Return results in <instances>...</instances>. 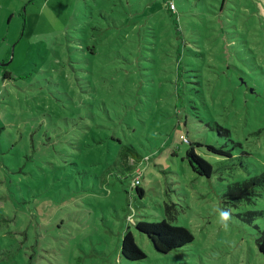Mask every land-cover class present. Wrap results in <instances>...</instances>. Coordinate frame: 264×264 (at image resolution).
<instances>
[{
	"label": "rangeland",
	"instance_id": "1",
	"mask_svg": "<svg viewBox=\"0 0 264 264\" xmlns=\"http://www.w3.org/2000/svg\"><path fill=\"white\" fill-rule=\"evenodd\" d=\"M170 1L0 10V264H264L220 205L232 174L204 126L264 164V0ZM162 219L194 241L158 255L134 226ZM127 230L144 261L120 256Z\"/></svg>",
	"mask_w": 264,
	"mask_h": 264
},
{
	"label": "trees",
	"instance_id": "2",
	"mask_svg": "<svg viewBox=\"0 0 264 264\" xmlns=\"http://www.w3.org/2000/svg\"><path fill=\"white\" fill-rule=\"evenodd\" d=\"M165 4H168L169 11L173 13L171 8V5L174 6L173 2L165 0ZM159 22L156 20V23ZM93 52L95 53L94 50ZM185 118L186 116L180 121H185ZM204 126L207 132L212 133L219 139V143L221 142L220 146L206 145V151L223 158V163L228 164L230 171L228 175L232 174L219 196L220 205L226 216L241 225H246L253 232L255 248L264 258V164L260 166L255 158L257 155L247 152L240 142L235 141L230 130L210 121L204 123ZM201 147L203 144L200 142H190L185 157L195 174L210 178L213 174L211 163L196 152V149ZM220 179L226 180L223 175ZM136 181H139V175L137 176L135 171L131 188L142 197L143 190L139 187L140 182L135 184ZM166 210L169 214V208ZM134 228L138 233L146 236L153 250L162 256L178 252L194 241L190 230L173 225L165 219L157 222L138 221ZM120 256L129 262H141L146 259V254L136 244L129 230L121 238Z\"/></svg>",
	"mask_w": 264,
	"mask_h": 264
},
{
	"label": "crops",
	"instance_id": "3",
	"mask_svg": "<svg viewBox=\"0 0 264 264\" xmlns=\"http://www.w3.org/2000/svg\"><path fill=\"white\" fill-rule=\"evenodd\" d=\"M33 0H0V10L8 11V17L12 18L16 10H21L22 6L28 7ZM22 15V13L20 14Z\"/></svg>",
	"mask_w": 264,
	"mask_h": 264
},
{
	"label": "built area",
	"instance_id": "4",
	"mask_svg": "<svg viewBox=\"0 0 264 264\" xmlns=\"http://www.w3.org/2000/svg\"><path fill=\"white\" fill-rule=\"evenodd\" d=\"M171 8L173 9L174 8V6L173 5H171ZM139 183V181H136L135 182V184H138Z\"/></svg>",
	"mask_w": 264,
	"mask_h": 264
}]
</instances>
